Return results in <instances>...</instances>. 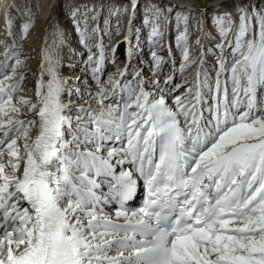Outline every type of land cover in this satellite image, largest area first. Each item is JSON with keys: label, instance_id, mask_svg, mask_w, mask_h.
Returning a JSON list of instances; mask_svg holds the SVG:
<instances>
[{"label": "snow or ice", "instance_id": "1", "mask_svg": "<svg viewBox=\"0 0 264 264\" xmlns=\"http://www.w3.org/2000/svg\"><path fill=\"white\" fill-rule=\"evenodd\" d=\"M3 7L0 264H264V0L205 4L194 24L172 0H63L80 76L58 13L32 69L43 5ZM173 21L179 67L158 51Z\"/></svg>", "mask_w": 264, "mask_h": 264}, {"label": "bare ground", "instance_id": "2", "mask_svg": "<svg viewBox=\"0 0 264 264\" xmlns=\"http://www.w3.org/2000/svg\"><path fill=\"white\" fill-rule=\"evenodd\" d=\"M36 2L42 4L43 8L41 11L38 12V14L35 18V26H34V28L31 29V31H34V32H31L32 34L29 35V37H27L26 40L24 41V50L30 49V53L32 54V57L35 58L33 60V62H34L33 65L35 66V68H36L37 61L39 60L38 53H39V51H40V49L44 43L45 38H47V41L49 44H51V42L53 40V37L51 35L53 29L48 24V21L51 18V16L53 15V13L55 12V13L59 14V23H61L65 28H66V23L68 21L67 12L60 8V5L63 3V0H36ZM120 2L126 3L127 0H120ZM172 2L177 3V4L189 5V6L195 7L197 9L196 11H194L192 13H186V14L190 15L193 22H196V21L204 18L205 16L212 14L210 10L204 11L203 6L205 4L220 3V0H172ZM7 3H8V0H2V2H0V28L3 27V21H4V7H3V5H6ZM53 4H55V7H50V5H53ZM33 10H35V8ZM13 15H15V14H13ZM114 23H115V21L113 20V24ZM46 29H47V31H45ZM35 32H36V35H33ZM176 35H177L176 25H175V22L173 21V23L171 25H169L165 31V46H164V48L159 49V53L164 56L165 60H168L169 55H168V51H167V46L170 43L171 44V57H172V59H174L176 61V66L179 67L178 63H179V60L181 59V51H180V49H178L176 47V39H175ZM213 35H216V34L213 33ZM197 36L201 37V44H204L207 47H211V45L206 44V41L204 40L203 36L199 32H196L194 35L191 36V41L194 42ZM121 37H120V39H117V38L114 39L112 37V39H111L112 45H116V42H117V44H119L121 41L124 40V34L123 33H122ZM146 37H147V32L141 33V47L145 43ZM105 38L107 40H109V38L107 36H105L104 39ZM67 43L68 42H66V44ZM196 47H198V46H196L193 43V53H195ZM69 48L75 49V47L69 46L67 44V46H65L63 48V55L64 56H65V51H68V53H69L68 56L70 55ZM119 48L120 47L116 48V49H118V52H116V49H115L114 53L112 51L110 52V54L107 52V54H109L107 56H108L110 61L108 64L105 63L104 67H105L106 72H109V73H115L116 72V68L113 66L111 59L114 56L116 61L119 60V58L121 57L120 55H117V54H119ZM76 49H77V47H76ZM127 49H128V45L125 44V48L123 49V53H122L123 55L121 57L122 63H121V66L119 67L121 69L124 67V62H125L126 56H127ZM78 58H76V62H75L76 66L79 63ZM81 65H83V64L81 63ZM166 70L171 72V64L166 66ZM189 72H190V70L186 71L183 75L188 76ZM80 73L82 74V72L79 68L77 70V76H80L81 75ZM182 78L183 77L178 76V79H182ZM29 87H31V85H29Z\"/></svg>", "mask_w": 264, "mask_h": 264}, {"label": "rangeland", "instance_id": "3", "mask_svg": "<svg viewBox=\"0 0 264 264\" xmlns=\"http://www.w3.org/2000/svg\"><path fill=\"white\" fill-rule=\"evenodd\" d=\"M34 11H36V9L34 10ZM142 12V11H141ZM139 13L140 15L137 17V23L139 24V22H140V20L142 19V16H143V12L142 13ZM67 18H68V16H67ZM192 23L194 24L195 22H193L192 21ZM113 25H115V23L113 24ZM66 28L68 29V35H67V41L66 42H68L67 44L69 45V46H73V47H75V50L76 51H78V52H82L83 53V55L82 56H80L79 58H78V61H79V63H78V65L75 67V75L77 76V70L80 68V70H82L81 68H83V65H81V63H82V60H84V59H86V56H87V51L85 50V49H83V47L81 46V45H79V43H78V39H79V37H78V34L77 33H75L73 30H72V28H71V25H70V22H69V19H68V21H67V23H66ZM37 29V28H36ZM177 30V29H176ZM113 31H114V29H113ZM31 32H34V31H31L30 30V33H29V35H31L32 33ZM144 32H147V30H144V31H142V33H144ZM122 33L123 32H121V34L120 35H115V36H113V38L114 39H120V37L122 36ZM29 35H28V37H29ZM33 35H36V32L33 34ZM177 35H178V32H177ZM176 35V36H177ZM122 38V37H121ZM176 38V37H175ZM74 41V42H73ZM104 41H105V44L106 45H108V44H111L112 45V41L111 40H107L106 38L104 39ZM120 44V48H119V54H117V55H120L121 57H122V53H123V49L125 48V44H122V43H119ZM116 45H117V42H116ZM76 47H77V49H76ZM142 49H143V53L145 54V59H147L148 57H147V53H148V49H149V45H148V43L145 41V43L143 44V46H142ZM93 51L95 52L96 51V49H95V46H93ZM158 51H159V49H158ZM110 52H111V50H109L108 51V53L110 54ZM116 52H118V49H116ZM24 54L26 55V56H31L32 57V54L30 53V49L29 50H24ZM68 51H65V58H67L68 57ZM109 54H107V55H109ZM119 58V60L117 61L118 62V66L120 67L121 66V63H122V58ZM23 58V57H22ZM33 60L34 59H31L30 61H29V65H30V67L32 68V69H35V66L33 65L34 64V62H33ZM109 58L106 60V63L108 64L109 63ZM180 61H181V59L179 60V63H180ZM75 62H76V59H75ZM179 63H178V66H179ZM116 68V67H115ZM29 85H31V83H29Z\"/></svg>", "mask_w": 264, "mask_h": 264}]
</instances>
